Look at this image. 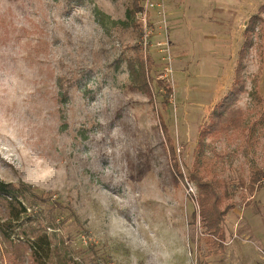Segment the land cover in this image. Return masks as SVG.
I'll return each instance as SVG.
<instances>
[{"label": "rangeland", "instance_id": "obj_1", "mask_svg": "<svg viewBox=\"0 0 264 264\" xmlns=\"http://www.w3.org/2000/svg\"><path fill=\"white\" fill-rule=\"evenodd\" d=\"M139 1L0 0V179L56 202L36 214L72 264H264V0ZM252 16L243 126L205 151L237 203L221 248L189 171Z\"/></svg>", "mask_w": 264, "mask_h": 264}, {"label": "trees", "instance_id": "obj_2", "mask_svg": "<svg viewBox=\"0 0 264 264\" xmlns=\"http://www.w3.org/2000/svg\"><path fill=\"white\" fill-rule=\"evenodd\" d=\"M135 6V11L141 9L139 0ZM260 10H264V4ZM255 22V16L250 17L244 29L232 88L216 103L209 115L208 123L202 126L195 149L193 168L189 171V180L198 188L201 223L212 237L213 243L221 248H224L226 239L225 217L237 203L227 201L230 199L229 182L226 178L218 176L205 151L210 137H220L243 126L245 112L237 105L238 92L240 86H243L241 73L245 66L246 54L253 45L252 33L257 25ZM145 76L143 70L142 83L139 87H144L148 91L149 85ZM202 166L206 167L207 173L201 171ZM262 176V171H257L252 176L249 184L251 192L262 186ZM39 201L48 202L51 199L40 197L29 184L22 183L17 186L0 179V255L2 252L9 254L15 263L27 261V264H72L70 259L67 260L53 246L51 235L39 221L36 214V204ZM51 202L56 205V202ZM10 231L18 233L17 236H13Z\"/></svg>", "mask_w": 264, "mask_h": 264}, {"label": "built area", "instance_id": "obj_3", "mask_svg": "<svg viewBox=\"0 0 264 264\" xmlns=\"http://www.w3.org/2000/svg\"><path fill=\"white\" fill-rule=\"evenodd\" d=\"M142 1H143V7H144V16L147 15V11L152 10L153 8H155L156 5L158 6V3H159V2H155V0H142Z\"/></svg>", "mask_w": 264, "mask_h": 264}]
</instances>
